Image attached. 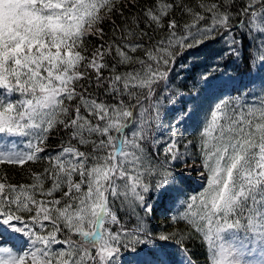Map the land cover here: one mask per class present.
<instances>
[{
    "label": "snow or ice",
    "instance_id": "6c2138e0",
    "mask_svg": "<svg viewBox=\"0 0 264 264\" xmlns=\"http://www.w3.org/2000/svg\"><path fill=\"white\" fill-rule=\"evenodd\" d=\"M173 7L157 0L142 12L148 27L161 30L169 18L167 34L145 46L134 38L147 33L132 27L103 41L99 25L117 0H0V164L48 162L31 173V184L0 177V264H116L121 247L136 251L137 244L146 249L140 264H191L185 241L192 239L204 264H264L246 259L256 249L264 257V0H219L198 5L202 11L181 5L183 24L172 17ZM235 27L246 29L247 48L235 39ZM217 33L225 55L247 59L255 102L217 97L196 121L205 184L188 194L183 173L196 145L189 140L181 152L176 128L197 110L178 115L170 136L152 141L155 149L144 142L159 127L163 99L153 97L162 81L167 87L177 56ZM89 36L101 43L87 47ZM138 50L142 55H134ZM209 75L201 76L206 86ZM53 131L67 139L49 154ZM18 137L27 141L23 150L15 139L5 143ZM150 192L172 203L168 219L183 224L186 236L161 232L151 239ZM173 240L181 261L166 246Z\"/></svg>",
    "mask_w": 264,
    "mask_h": 264
},
{
    "label": "trees",
    "instance_id": "16d2710c",
    "mask_svg": "<svg viewBox=\"0 0 264 264\" xmlns=\"http://www.w3.org/2000/svg\"><path fill=\"white\" fill-rule=\"evenodd\" d=\"M156 2L157 0H131V3H129V0H117V8L114 11V14H111L105 21L101 22L99 25L104 33L103 41L105 42V44L112 43L113 41L118 40L122 35H126V32L121 31V29H124L126 27L136 28L138 33L140 31L146 32V36H137L134 38L136 42H143L145 46H149L150 43H153L165 36L167 34L166 26L169 19L168 17H166L163 21L165 25V28L163 30L155 28V25L148 27L142 19V12L148 7L154 5ZM165 2L174 3L172 17L183 24L184 19L187 18V14L182 13L181 5L193 7L197 10L202 11V9L198 8V5L219 2V0H165ZM134 16L141 17L138 25L131 24V20ZM241 20H243V17H241ZM232 23L234 26L236 25L235 20H233ZM114 25L115 28L113 27ZM242 31H246V29L235 27L233 35L237 42L243 40L245 47L247 48L249 38L243 36ZM149 37H151V40L149 39ZM100 43L101 40L96 36H89L86 38V46L89 48H93ZM225 51L226 46L221 39L220 34L217 33L214 40H208L205 43L201 44L198 48L188 49L182 56H177L174 65L171 66L172 70L166 81L167 87H165V82L162 81L159 87H157L156 95L153 97V99H163V101H169V98H171V101L188 103L190 102V100L185 101L184 95L197 94L199 96L206 87L205 82L201 79L202 74H210L208 77L210 85L211 80L217 77V74H215L214 72L218 73V70H224V72L228 73L230 76L239 78L238 84H233L228 87L233 96L235 94L245 96L249 95V93L253 91V86L245 81L246 76H250L247 59H238L236 56L225 55ZM134 55H142V53L138 50ZM246 55L247 53H245V57ZM109 63H114V61L109 60ZM125 70L126 69L124 66H117L116 69L117 72H123ZM105 75H109V73L106 71ZM90 91L93 93L96 92L94 86L90 88ZM166 118H169L168 113H165L163 120ZM155 128L156 126L153 125L152 129L149 132L148 140L144 142V147L149 151L157 147V145L153 144L152 142L154 139L159 138L155 136ZM62 139L66 140L67 137H62L59 131L52 132L50 139L47 141L49 154H52L58 150ZM189 140L190 139L187 136L181 138L179 149L184 150V144ZM193 144H195V142H193ZM159 147L162 150L163 147ZM81 150H83V148ZM196 154V149L194 147H190V166L183 173L186 177L184 187L188 191L189 189L187 187H189L191 184L190 177L194 175L199 176L203 171L202 168L198 166L199 161L197 160V158H195ZM161 159H163V157H161ZM192 165L196 166L191 167ZM47 166V160H42L35 163L27 162L23 166L0 164V177L6 176L8 183L11 184H31V173L42 172L43 169ZM177 169H180L179 165H177ZM198 173L200 174L196 175ZM200 180L203 184H205V180L202 177H200ZM49 187L50 183L45 181L44 189L47 190V188ZM155 198L156 197H154L153 199L149 194H147L146 196V199L157 201V199ZM37 199H42V197L37 194ZM116 207L117 209L120 208L118 202ZM137 211H139V209H137ZM118 214L123 217L125 222H127V217L124 216V212L122 209L118 212ZM141 215H143V213H141ZM168 218L169 214L167 210L163 208V205H159L157 208H153V212L150 214V216L145 218L147 227L150 230L151 239L155 240L161 232H177L183 233L185 236L187 235L183 224H173ZM185 242L188 248L189 260H191L193 264H204L203 249L200 247L199 240L192 239L190 242L187 240ZM137 245L135 247H137ZM171 250L176 251L177 254L180 255V258L182 257L181 253L177 251V248Z\"/></svg>",
    "mask_w": 264,
    "mask_h": 264
},
{
    "label": "rangeland",
    "instance_id": "374dc122",
    "mask_svg": "<svg viewBox=\"0 0 264 264\" xmlns=\"http://www.w3.org/2000/svg\"><path fill=\"white\" fill-rule=\"evenodd\" d=\"M253 75H255V73H253ZM252 78V77H251ZM248 79V78H246ZM221 81H226L228 85H231L234 81H238V79H234V78H229L227 76L226 73H221L219 75L218 78H216L215 80H213V82L211 83V86L207 87L202 93H201V97L197 98L198 95L197 94H193V95H185L184 98L186 99H190L193 98V101H191V103L186 105V109H194L197 110V116L193 119V120H189L187 121L185 124H181L179 125V131L176 130L178 138H184L188 135H190L189 133V126L191 124L192 121H194V128L195 131L197 130L196 127V121L197 120H202L203 119V112L207 111L209 109V107L215 102L217 97H224V96H229L227 92L223 91L220 89V82ZM224 90L226 87H222ZM256 93L259 92V88L257 87L255 90ZM255 102L254 100V93H252L248 99V103H253ZM179 107V103L175 102V101H171V103H169L168 101H163V107L161 109V119H160V124L159 127L157 128L155 135L157 137H159L158 139H166L167 137L170 136L171 133V128L170 125H172L173 121L175 120V118L180 115L184 110L180 109L177 111ZM173 114L172 116V120H166V121H161L165 112H170ZM171 122V123H170ZM170 123V124H169ZM177 127V128H178ZM179 132V133H178ZM185 134V136L183 135ZM191 136V135H190ZM15 139L16 145H17V149L18 150H23L26 148V139L25 138H9L8 140H6V144H10L12 142V140ZM196 146L198 147V142H195ZM159 146L163 147V144H160ZM196 149V147H195ZM181 152H184V150L179 149ZM196 157L199 159V155L198 152H196ZM196 165H192L191 167H194ZM198 171V170H197ZM153 193V192H150ZM149 193V194H150ZM149 205H151V203L149 201H146ZM168 206V204H166ZM175 210V209H174ZM47 223V222H45ZM48 229L45 230V233ZM125 248L121 247L120 248V252H119V256L116 258V264H140V262L142 260H144L143 256H146V254L140 255L134 252H127L124 251ZM129 256H136L137 258H131L128 259ZM262 257L261 251L259 249H256L255 251H253L251 256H246V259L256 262L258 260H260Z\"/></svg>",
    "mask_w": 264,
    "mask_h": 264
}]
</instances>
